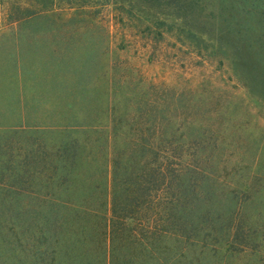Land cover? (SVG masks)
Returning a JSON list of instances; mask_svg holds the SVG:
<instances>
[{"label":"trees","instance_id":"trees-1","mask_svg":"<svg viewBox=\"0 0 264 264\" xmlns=\"http://www.w3.org/2000/svg\"><path fill=\"white\" fill-rule=\"evenodd\" d=\"M56 3L67 6L57 12ZM102 5L108 19L94 10ZM199 8L200 0L8 7L12 29L55 49L41 68L38 57L24 58L31 73L22 120L5 124L0 105V242L12 248L0 264H264V176L248 174V154L222 152L223 95L205 106V90L184 70L149 76L138 66L151 53L150 64L174 70L155 50L166 34L182 45L172 46L177 52L190 46L202 55ZM139 34L153 48L139 45ZM100 49L112 53L107 108ZM9 234L24 243L12 245Z\"/></svg>","mask_w":264,"mask_h":264},{"label":"rangeland","instance_id":"rangeland-1","mask_svg":"<svg viewBox=\"0 0 264 264\" xmlns=\"http://www.w3.org/2000/svg\"><path fill=\"white\" fill-rule=\"evenodd\" d=\"M13 1L6 0L0 4V105L7 109L9 115L3 122L8 125L20 122L24 115L23 110L27 104H30L27 101L29 91L26 75L31 71L24 58H27L29 63L38 57L37 64L41 68L52 56L53 52L50 51L55 49L48 44L30 43L28 38L23 37L24 29L18 33L16 32L18 28H11L16 25L7 20V12ZM65 6L67 5L56 3L53 8L60 12L62 8H66ZM103 7V5L96 6L94 10L102 12L104 9L101 14L103 18L108 19V9ZM199 9L206 22L202 55L190 46L183 47L185 51L177 52L172 46L175 43L176 46L182 45L177 43L172 35L166 34L162 42H156L155 50L163 54L168 64L172 60L176 62L173 66L174 70L167 65L162 66L161 63L150 64L148 60L153 58L151 53L143 56L138 66L149 76H163L172 71L179 73L184 70L186 76L192 79L189 82L190 86L205 90L201 101L205 106L211 105V94H222V108L219 110L220 134L225 139L222 152H235L237 156L248 154V174L253 180L257 177L262 178L264 176V0H200ZM111 26L113 30V23ZM134 29L130 27L127 30L129 33L137 34ZM136 38L139 40V45H151L150 39L143 38L140 34ZM82 45L80 44L81 47ZM85 47L89 50L88 46ZM147 48L153 47L147 46ZM84 54H88V51ZM110 55H103V49L102 51L100 49V61L98 60L96 71L100 85V100L105 104L104 108L110 105L112 95L110 87L112 53ZM125 58L130 60L132 57L122 56L121 60L124 61ZM17 63H20V68L16 66ZM103 119L107 124L108 118L105 116ZM263 187L264 182L261 188ZM257 196L259 200L264 201V190L258 192ZM15 237L9 234L7 240L13 241L14 246L24 243L23 235ZM0 244L2 246L0 254L11 252V246H5L1 242Z\"/></svg>","mask_w":264,"mask_h":264}]
</instances>
